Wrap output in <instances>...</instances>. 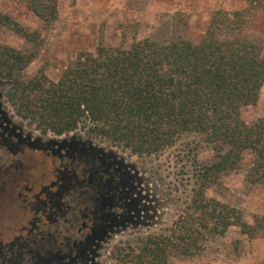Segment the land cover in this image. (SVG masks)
<instances>
[{
    "label": "trees",
    "instance_id": "1",
    "mask_svg": "<svg viewBox=\"0 0 264 264\" xmlns=\"http://www.w3.org/2000/svg\"><path fill=\"white\" fill-rule=\"evenodd\" d=\"M42 25L58 17V0H23ZM247 8L212 12L197 42L181 36L166 42L151 37L128 47L99 45L81 51L57 80L40 70L26 75L36 57L40 35L0 15V23L32 44L21 51L0 43V83L5 102L43 133L62 134L83 128L136 155L156 154L182 136L206 142L216 153L196 170L189 211L175 222L172 234L149 235L119 264H168L174 254L192 255L209 238L230 226L253 236L241 210L206 190L219 174L250 157L247 178L264 180V119L248 123L242 108L257 103L264 81L260 44L247 34L249 13L264 9V0H245Z\"/></svg>",
    "mask_w": 264,
    "mask_h": 264
},
{
    "label": "rangeland",
    "instance_id": "2",
    "mask_svg": "<svg viewBox=\"0 0 264 264\" xmlns=\"http://www.w3.org/2000/svg\"><path fill=\"white\" fill-rule=\"evenodd\" d=\"M247 6L245 0H58L57 19L44 26L23 0H0V15L9 16L40 35L37 55L23 72L33 76L42 70L55 81L81 51L95 52L99 45L128 47L145 37L166 42L181 36L197 42L213 11L242 10ZM247 19V34L260 44L264 57V9L251 11ZM0 43L21 51L33 47L2 23ZM5 107L14 121L21 122L29 131L37 129L9 104ZM241 116L248 123L264 119V81L257 103L242 108ZM77 132L88 135L83 128ZM88 136L135 166L141 187L145 193L151 190L153 206L157 209L155 217L150 215V224L127 229L108 241L102 263L119 264L118 257L130 249H138L145 237L170 235L177 229L175 222L189 211L197 168L213 163L216 153L206 142L193 136H182L159 153L141 156L103 136ZM249 164L250 157L245 156L236 168L221 172L218 182L206 190V195L241 210L244 219L256 226L254 235L248 236L239 227L230 226L223 235L204 242L199 252L188 256L174 254L168 258V264H264V180L251 182L247 178ZM14 208L10 203L0 209V231L8 238L12 234L10 228L16 227L14 218L10 217Z\"/></svg>",
    "mask_w": 264,
    "mask_h": 264
},
{
    "label": "flooded vegetation",
    "instance_id": "3",
    "mask_svg": "<svg viewBox=\"0 0 264 264\" xmlns=\"http://www.w3.org/2000/svg\"><path fill=\"white\" fill-rule=\"evenodd\" d=\"M2 87L0 209L13 203L16 227L9 238L0 231V264H103L113 236L155 217L151 190L127 158L79 128L49 134L14 121Z\"/></svg>",
    "mask_w": 264,
    "mask_h": 264
}]
</instances>
